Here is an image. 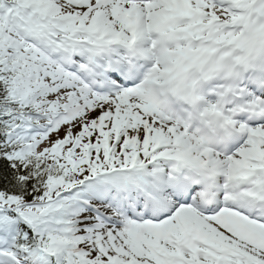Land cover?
Segmentation results:
<instances>
[{"label": "snow or ice", "instance_id": "1", "mask_svg": "<svg viewBox=\"0 0 264 264\" xmlns=\"http://www.w3.org/2000/svg\"><path fill=\"white\" fill-rule=\"evenodd\" d=\"M0 264H264V0H0Z\"/></svg>", "mask_w": 264, "mask_h": 264}]
</instances>
